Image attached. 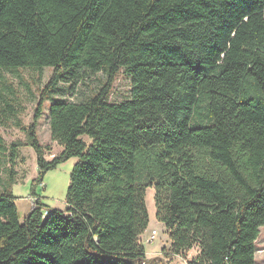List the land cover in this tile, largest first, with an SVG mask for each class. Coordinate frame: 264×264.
<instances>
[{"label": "trees", "instance_id": "1", "mask_svg": "<svg viewBox=\"0 0 264 264\" xmlns=\"http://www.w3.org/2000/svg\"><path fill=\"white\" fill-rule=\"evenodd\" d=\"M20 68L53 73L32 123H17L25 140L7 146L0 135L9 163L0 264H156L141 242L149 187L167 254L197 246L188 264H256L264 0H0V72ZM121 71L131 94L113 102ZM99 72L106 80L89 98H63ZM48 100L51 138L63 148L50 160L38 134ZM23 146L36 152L40 181L78 159L65 210L37 200L20 220L12 185Z\"/></svg>", "mask_w": 264, "mask_h": 264}, {"label": "rangeland", "instance_id": "2", "mask_svg": "<svg viewBox=\"0 0 264 264\" xmlns=\"http://www.w3.org/2000/svg\"><path fill=\"white\" fill-rule=\"evenodd\" d=\"M53 73L52 68H44L36 71L29 68H20L16 72L3 70L0 72V135L6 145L13 142L24 141L25 130L22 127L30 125L34 119L35 109L40 99L41 90L50 80ZM106 78L102 72L93 74L85 79L83 83L66 93L63 98L71 101H83L96 92L105 82ZM131 94V79L123 71L117 77L111 101L119 102L127 99ZM7 104L12 105L8 109ZM50 101H45L44 109L38 124L39 139L44 145L49 146L46 154L48 160L57 156L63 149L56 141H53L48 123ZM20 123L22 127L18 126ZM78 159L72 157L60 163L56 168L48 170L42 181L38 179L37 155L30 146L20 148V155L16 165L18 172L17 181L12 185V193L18 208L19 218L22 221L37 202H32L33 195L43 205L65 210L67 207L66 197L71 181V172ZM8 160L0 155V179L6 178L4 168L8 166ZM36 180V181H35ZM146 203L150 216L148 229L141 235V242L146 249V256L155 259L156 264H188L199 253L197 246L190 248L183 254H167L170 252L171 240L162 222L156 219L155 189L149 187L146 192ZM46 211V210H44ZM152 230L157 234L149 243L147 238ZM256 264H264V226L260 228V236L256 241Z\"/></svg>", "mask_w": 264, "mask_h": 264}, {"label": "built area", "instance_id": "3", "mask_svg": "<svg viewBox=\"0 0 264 264\" xmlns=\"http://www.w3.org/2000/svg\"><path fill=\"white\" fill-rule=\"evenodd\" d=\"M37 199L36 197H33L32 198V202H37ZM47 215V211H44V216ZM156 234H157V231L156 230H152L151 234L149 235V237L147 238V242L151 243L154 238L156 237Z\"/></svg>", "mask_w": 264, "mask_h": 264}, {"label": "crops", "instance_id": "4", "mask_svg": "<svg viewBox=\"0 0 264 264\" xmlns=\"http://www.w3.org/2000/svg\"><path fill=\"white\" fill-rule=\"evenodd\" d=\"M33 197H35V196L32 195V196L30 197V200H32Z\"/></svg>", "mask_w": 264, "mask_h": 264}]
</instances>
